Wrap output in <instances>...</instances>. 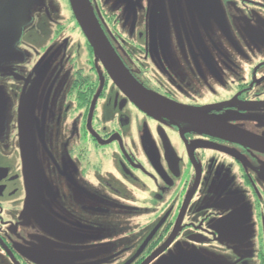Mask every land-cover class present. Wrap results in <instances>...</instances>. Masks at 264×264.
Segmentation results:
<instances>
[{"label":"flooded vegetation","instance_id":"flooded-vegetation-1","mask_svg":"<svg viewBox=\"0 0 264 264\" xmlns=\"http://www.w3.org/2000/svg\"><path fill=\"white\" fill-rule=\"evenodd\" d=\"M181 1L83 0L94 46L70 0L32 10L24 57H0V264H196L193 251L264 264V55L244 69L223 57L224 80L209 67L214 81L193 80L194 49L212 41L168 33L186 25ZM198 1L264 24V0ZM214 86L234 94L193 103Z\"/></svg>","mask_w":264,"mask_h":264},{"label":"rangeland","instance_id":"rangeland-1","mask_svg":"<svg viewBox=\"0 0 264 264\" xmlns=\"http://www.w3.org/2000/svg\"><path fill=\"white\" fill-rule=\"evenodd\" d=\"M177 4H178L177 9L176 6L173 7V11H175V16L179 20L177 21V23H180V18H182V20L186 22V25L179 24L176 30L172 32L168 31V33L189 34V35L195 34V36L199 35L203 40L204 37H209L212 41L206 47L207 52H204L200 48H196V47L194 49L195 54H194V61L192 67V72L194 75L193 80L197 82L214 81L204 74L207 73L208 70L210 71V69L214 70L221 77L223 65L221 64L220 60L223 57H229L231 60L234 61L233 63L229 64L230 66H235L244 69L245 67L248 66H254V60L264 55V24H258L252 22L250 23L249 27L247 26L245 27L243 26L242 23L238 22V20L243 19L241 18L240 15L235 14L233 11L218 4L215 5L212 9L202 6L200 1L198 0L196 1L194 0L193 4L191 1H187V0H182ZM42 5H43V0H38L37 2L33 3L34 15L36 13L41 12V10L38 8ZM59 13H60L59 16L63 15L61 11ZM64 17H67L66 13ZM245 18H249V17H245ZM49 20L50 18L44 19L45 22ZM190 21H192L193 24L189 25ZM53 27H54V23L47 22L45 25L44 35L50 34L53 30ZM47 28L48 30H46ZM242 29H245L244 33L246 31L251 32L250 38L240 37L241 36L240 34L241 33L243 34ZM63 34L66 35L68 33L63 32ZM22 35L20 36V38H22ZM249 39H253L256 42L250 44L248 49H243L242 50L243 52L239 51L240 49H242L241 43H239V41L249 40ZM30 41L31 40L28 34L27 36L24 35L22 41L21 39L16 40L15 37L9 50L14 51L15 56H17L18 58H22L25 55L24 51H28L26 48L27 46L24 44L27 42L30 43ZM216 47L219 48V50H214ZM245 50H248L250 53H245L244 52ZM236 51L239 52V55L238 53H236ZM243 55L245 56L243 57ZM239 57L241 58L242 61L240 59L239 60L236 59ZM221 79L223 78L221 77ZM257 79H259V74L257 75ZM220 89L221 88H217L215 86L211 88L195 89L193 93V103L208 105L215 103L216 101L226 100L227 98H229L234 94V89L226 88L225 91L224 89L223 90ZM254 92L251 93L253 94L252 96H254ZM256 93H259V91H257ZM261 99L262 101H264V96H261ZM248 222L249 220H245L244 218L240 220L242 226L240 230V237H241L240 240L242 244L248 243L249 237L251 235L250 234L251 228H249L246 225ZM109 239L110 238L107 237L102 232L98 233L99 245H105L110 243L111 241ZM198 252L199 251H193L195 256L191 257L192 260L197 259L198 262L196 264H223L216 261L215 256H213L210 253L207 254L209 257L213 258L212 259L213 261H211L209 257H206L205 254Z\"/></svg>","mask_w":264,"mask_h":264},{"label":"water","instance_id":"water-1","mask_svg":"<svg viewBox=\"0 0 264 264\" xmlns=\"http://www.w3.org/2000/svg\"><path fill=\"white\" fill-rule=\"evenodd\" d=\"M38 1V0H37ZM35 0H0V57L15 56L14 51L9 50L10 46L16 37V40H20V36L24 30L31 23V12L33 10V3ZM73 12L76 19L79 22L85 36L94 46L96 35L95 30L91 28V19L93 16L83 5V0H70ZM90 23V24H89ZM9 26V27H8ZM94 38V39H93ZM103 58L102 56H100ZM155 99L152 103L158 111H162L164 114H174L187 119L200 120L204 125L212 126V122L203 120V117L198 115V111L181 107L173 103H169L157 96L150 95ZM148 98V97H147Z\"/></svg>","mask_w":264,"mask_h":264}]
</instances>
